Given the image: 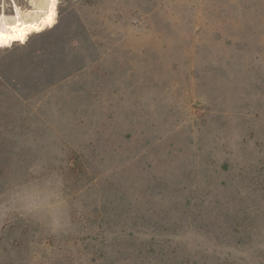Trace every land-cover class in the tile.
I'll use <instances>...</instances> for the list:
<instances>
[{
  "label": "rangeland",
  "instance_id": "rangeland-1",
  "mask_svg": "<svg viewBox=\"0 0 264 264\" xmlns=\"http://www.w3.org/2000/svg\"><path fill=\"white\" fill-rule=\"evenodd\" d=\"M0 31V264H264V0H57Z\"/></svg>",
  "mask_w": 264,
  "mask_h": 264
},
{
  "label": "bare ground",
  "instance_id": "bare-ground-1",
  "mask_svg": "<svg viewBox=\"0 0 264 264\" xmlns=\"http://www.w3.org/2000/svg\"><path fill=\"white\" fill-rule=\"evenodd\" d=\"M53 5L54 4L52 3V0H50V4H49L47 11L45 13H42L41 15H37L34 17H32V16L31 17H24L22 15V13H20L18 15L14 14L16 16H7L6 14L0 13L1 14L0 20L14 22V23H18V24H20V23L21 24H32V23L38 22V21H47V20H49L51 9H52Z\"/></svg>",
  "mask_w": 264,
  "mask_h": 264
},
{
  "label": "snow or ice",
  "instance_id": "snow-or-ice-1",
  "mask_svg": "<svg viewBox=\"0 0 264 264\" xmlns=\"http://www.w3.org/2000/svg\"><path fill=\"white\" fill-rule=\"evenodd\" d=\"M56 0H52V3L55 4ZM4 43V33L3 31H0V45H3Z\"/></svg>",
  "mask_w": 264,
  "mask_h": 264
}]
</instances>
